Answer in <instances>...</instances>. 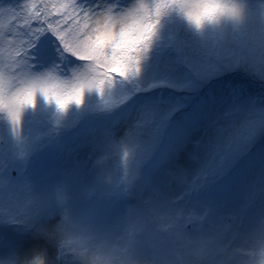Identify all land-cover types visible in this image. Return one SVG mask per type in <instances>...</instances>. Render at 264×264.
Segmentation results:
<instances>
[{"label": "rangeland", "instance_id": "rangeland-1", "mask_svg": "<svg viewBox=\"0 0 264 264\" xmlns=\"http://www.w3.org/2000/svg\"><path fill=\"white\" fill-rule=\"evenodd\" d=\"M203 3L264 25L260 0H0V261L264 264V144L239 153L240 130L210 118L233 74L187 66L176 49L196 25L186 6ZM105 26L132 41L119 64L110 50L81 59L58 38ZM230 50L216 65L244 66ZM204 70L209 90L186 89ZM37 81L44 90L18 107Z\"/></svg>", "mask_w": 264, "mask_h": 264}, {"label": "trees", "instance_id": "trees-1", "mask_svg": "<svg viewBox=\"0 0 264 264\" xmlns=\"http://www.w3.org/2000/svg\"><path fill=\"white\" fill-rule=\"evenodd\" d=\"M260 1L264 2V0ZM237 18V15H220L213 20H205L200 26L195 25L192 30L189 27L186 36L177 37V43L181 49L177 45L176 49L183 60L182 63L187 66H206L211 62L218 67V70L227 68L225 72L229 71L233 74L231 80L223 84V89L213 95V103L209 108V113L213 120H216L218 114L224 115L223 129H226V133L231 132L233 127L235 130H240L238 134L240 141L237 140L240 142L239 153H244L247 152L244 144L250 146L254 137L256 138L254 144H264V25L257 21L240 22ZM191 22H186V24L190 25ZM168 24L166 23V29H168ZM169 25L172 26V24ZM233 27L238 28L233 29ZM229 44L231 50L226 56L230 57V60L244 58V66H227L228 61L226 60L223 63L218 61V65H216L217 59L220 58L219 56L216 57V52L223 48L227 51ZM258 45L262 46L261 55L256 52ZM160 55H165V52L160 51L158 55L151 54L152 57ZM226 56L222 53L223 58ZM188 62L191 63L188 64ZM169 66H174L172 61L167 63V67ZM173 68L179 69L177 66ZM206 70L211 69L206 68ZM203 74L207 75L206 78L203 75L204 81L198 78L194 84L189 83L186 89L193 87L191 92H195L197 95L201 94L200 92L208 91L209 83L212 81V73L208 75L204 70ZM216 74L220 77V73ZM205 81L207 83L203 84ZM201 84L204 87L199 89ZM215 87L213 85L214 92L215 89L218 90V87ZM193 98L194 94L189 102ZM229 124H233V127ZM217 132L220 136L225 134L219 129ZM218 142L217 140L213 143ZM262 181L260 189L262 188Z\"/></svg>", "mask_w": 264, "mask_h": 264}, {"label": "snow or ice", "instance_id": "snow-or-ice-1", "mask_svg": "<svg viewBox=\"0 0 264 264\" xmlns=\"http://www.w3.org/2000/svg\"><path fill=\"white\" fill-rule=\"evenodd\" d=\"M159 5L157 9L159 10ZM186 7H192L198 9L195 12H189V19L194 21L197 26H200L205 20H213L220 15H238V11L235 6L228 7L218 3L196 4ZM76 5H72V11H65L63 15V22L67 23L69 20L75 22ZM85 19H87L88 13L84 11ZM57 23H60L58 21ZM151 25L139 33L136 42L140 39H148L150 35ZM92 35H85L82 41H68L63 34H58L59 40L63 43L64 48L70 51L73 55L79 56L81 59L88 58L99 61L101 57L107 58L108 51H111V62L119 64L124 59L123 52L125 51V45H130L132 41L126 39L127 33L121 31L119 35L112 32L108 26H105L103 30L99 27L93 30ZM36 90H44L40 82H33L28 89L22 94L16 97V103L18 107H23L27 102L32 103V97ZM47 96V91H45ZM15 122V120L13 121ZM0 264H18V262L12 258L9 260L0 261ZM28 264H45V257L43 255H35Z\"/></svg>", "mask_w": 264, "mask_h": 264}, {"label": "clouds", "instance_id": "clouds-1", "mask_svg": "<svg viewBox=\"0 0 264 264\" xmlns=\"http://www.w3.org/2000/svg\"><path fill=\"white\" fill-rule=\"evenodd\" d=\"M45 264H47L46 259H45Z\"/></svg>", "mask_w": 264, "mask_h": 264}]
</instances>
